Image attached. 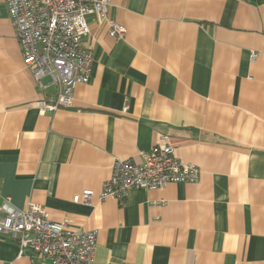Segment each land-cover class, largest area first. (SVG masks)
Here are the masks:
<instances>
[{"label":"crops","instance_id":"1","mask_svg":"<svg viewBox=\"0 0 264 264\" xmlns=\"http://www.w3.org/2000/svg\"><path fill=\"white\" fill-rule=\"evenodd\" d=\"M107 19L86 18L72 107L40 113L57 87L23 66L0 0V204L97 231L94 264H264V0H110ZM161 137L197 183L72 201ZM36 262L0 239V264Z\"/></svg>","mask_w":264,"mask_h":264},{"label":"built area","instance_id":"2","mask_svg":"<svg viewBox=\"0 0 264 264\" xmlns=\"http://www.w3.org/2000/svg\"><path fill=\"white\" fill-rule=\"evenodd\" d=\"M3 1L19 41L23 66L36 82L47 80L57 87L51 103H37L38 111L71 108L73 90L89 83L94 61L83 43L89 33L86 18L107 22L110 0ZM109 28L111 37L124 33L114 22ZM139 157V162L114 159L100 191L84 190L72 201L89 205L95 198L121 203L137 190L161 191L170 183H197L200 178L197 166L176 158L168 137H161L159 144L140 152ZM0 239L15 243L20 254L31 253L36 264H94L97 231L52 221L45 207L32 202L16 209L6 198L0 204Z\"/></svg>","mask_w":264,"mask_h":264}]
</instances>
